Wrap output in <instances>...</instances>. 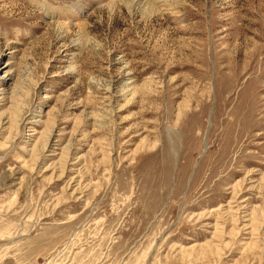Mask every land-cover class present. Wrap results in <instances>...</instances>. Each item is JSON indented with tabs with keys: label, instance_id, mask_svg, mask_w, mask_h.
I'll use <instances>...</instances> for the list:
<instances>
[{
	"label": "rangeland",
	"instance_id": "obj_1",
	"mask_svg": "<svg viewBox=\"0 0 264 264\" xmlns=\"http://www.w3.org/2000/svg\"><path fill=\"white\" fill-rule=\"evenodd\" d=\"M149 1L0 0V264H264V0Z\"/></svg>",
	"mask_w": 264,
	"mask_h": 264
},
{
	"label": "bare ground",
	"instance_id": "obj_2",
	"mask_svg": "<svg viewBox=\"0 0 264 264\" xmlns=\"http://www.w3.org/2000/svg\"><path fill=\"white\" fill-rule=\"evenodd\" d=\"M133 2H131V5H130V7L132 8V10H137V7H136V3L134 4V1L135 0H132ZM137 1V0H136ZM148 1V0H147ZM150 1H152V4H150L151 2ZM149 2V5H147V8H146V10H145V12H144V14H151L152 13V11H154V13L155 12H157V10L158 11H160V9L162 8V5L163 4H159V7L157 6V4H156V2L158 1V0H150ZM167 1V0H166ZM164 2V1H163ZM162 2V3H163ZM109 3V2H108ZM145 3H147V2H145ZM144 3V4H145ZM139 4V3H138ZM146 7V6H145ZM129 8V7H128ZM142 8V7H141ZM141 10V9H140ZM139 10V11H140ZM161 11H162V9H161ZM160 11V12H161ZM153 14V13H152ZM151 14V15H152ZM12 63V62H11ZM8 65V64H7ZM10 68V67H9ZM9 71H11L10 69H6V72H9ZM10 73V72H9ZM4 77V76H3ZM10 92H12V91H10ZM15 92V91H14ZM12 97V96H11ZM16 121V120H15ZM18 122V121H17ZM18 134V133H17ZM50 135V134H49ZM49 138V137H48ZM48 144V143H47ZM26 148V147H25ZM44 148V147H43ZM45 149V148H44ZM35 150V149H34ZM29 152V151H28ZM32 154V153H31ZM39 158V157H38Z\"/></svg>",
	"mask_w": 264,
	"mask_h": 264
}]
</instances>
